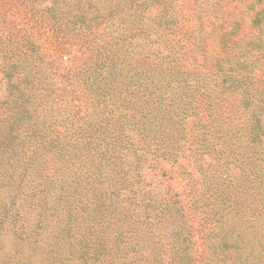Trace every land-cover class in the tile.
I'll return each mask as SVG.
<instances>
[{
    "label": "trees",
    "instance_id": "1",
    "mask_svg": "<svg viewBox=\"0 0 264 264\" xmlns=\"http://www.w3.org/2000/svg\"><path fill=\"white\" fill-rule=\"evenodd\" d=\"M14 1L0 0V45L16 54L0 62V168L13 185L0 203H62L67 236L79 216L96 221L74 236L92 264H263L264 63L254 54L264 52L249 44L240 56L230 29L202 52L199 36L179 37L183 24L167 2L156 8L160 0H115L91 14L77 5L72 21H93L105 36L88 44L95 58L85 68H56L92 93L95 108L83 123L74 113L54 127L38 104L40 70L21 59L37 52L16 29ZM147 169L163 177L156 191L143 186ZM174 176L183 188H172ZM228 214L256 226L254 242L227 226ZM230 229L237 243L225 241Z\"/></svg>",
    "mask_w": 264,
    "mask_h": 264
},
{
    "label": "rangeland",
    "instance_id": "2",
    "mask_svg": "<svg viewBox=\"0 0 264 264\" xmlns=\"http://www.w3.org/2000/svg\"><path fill=\"white\" fill-rule=\"evenodd\" d=\"M113 1L115 0H79L77 2L62 0L60 4L57 2L54 4L52 0H15L13 2L16 8L14 12L16 29L26 33L33 42L32 49L37 52L32 56L26 53L21 59L26 65H30L31 62L36 63V70H40L37 75L41 76L43 96L40 94V97L37 94L38 104L45 114L46 112L50 114L47 120L54 127L59 125L58 121L61 117L74 113H78L75 115L76 124L83 123L92 116L91 110L95 108L92 104V93L80 92L76 89L74 77L57 70L56 66L77 62L82 64V69L85 68L88 65L85 60L88 57L95 58L93 53L91 54L92 44L100 41L105 33L95 34L96 28L93 21L87 22L84 26L79 22H73L71 16L76 12L77 5L91 14L95 13L98 7L106 11ZM165 2L169 7L171 6L170 13L177 15L178 25L183 24L185 30L179 32V37L188 36L187 32H190L192 36H199L200 43L204 42L202 52L209 44L217 45L215 43L218 41L220 32L230 30H236L238 33L236 50H239L240 56L243 57V50L249 44L252 45L253 51L262 50L264 52V0H160L156 8H164ZM41 19L46 22L40 24ZM103 26L104 24L101 27ZM194 27L196 31L193 30ZM136 41H139V38ZM252 41L254 44H251ZM27 45L24 48H27ZM6 51L8 52L0 45V62H6L15 57L16 54L13 52L5 54ZM255 56L257 55L254 54V58H257L255 63L262 65L264 58ZM4 82L0 74V86ZM24 87L23 92L26 95L22 97V100L24 105L29 107L33 99L29 100L27 96L29 86ZM2 89L3 87H0V94H2ZM263 90V84H259L258 92H263ZM87 111L90 114L84 115L85 120H83L81 114ZM28 122L26 120L25 124ZM162 179L161 174H154L147 169L144 171V185H142L148 191H156L159 186L158 182ZM171 186L174 190L180 189L184 187V182L179 176H174ZM12 189L11 174L1 167L0 200H7L8 191ZM52 204L57 205L54 211L48 207ZM261 204L256 202L252 203V206L260 207ZM63 205L62 203H0V264H92L94 258L83 255L84 250L76 242L74 236L78 230L83 231L87 225H90L87 233H93L92 231L96 230L98 224L96 221L90 223L85 216H79L76 221L78 227L74 226L71 229L76 234L67 236L63 230ZM227 216V226L239 228L243 233L241 239L245 237L248 244L254 242L251 237L256 231V226H243L237 217L231 214ZM231 229L225 236V241L237 243L239 239L231 234ZM109 232L110 229L106 228L105 233L109 234ZM195 240L197 241L194 247L199 246L201 239L196 238ZM228 250L232 258H240L239 249L230 247ZM245 250L249 251V248ZM256 252L257 249L253 247L250 253ZM224 253L225 250L219 255H224Z\"/></svg>",
    "mask_w": 264,
    "mask_h": 264
}]
</instances>
